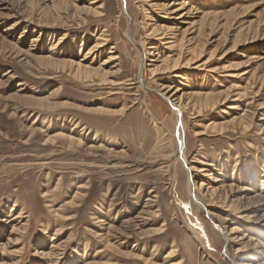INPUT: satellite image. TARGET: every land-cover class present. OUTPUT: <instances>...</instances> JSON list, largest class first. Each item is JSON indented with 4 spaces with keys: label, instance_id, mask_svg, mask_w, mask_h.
<instances>
[{
    "label": "rangeland",
    "instance_id": "rangeland-1",
    "mask_svg": "<svg viewBox=\"0 0 264 264\" xmlns=\"http://www.w3.org/2000/svg\"><path fill=\"white\" fill-rule=\"evenodd\" d=\"M188 1L0 0V264H264V0Z\"/></svg>",
    "mask_w": 264,
    "mask_h": 264
},
{
    "label": "bare ground",
    "instance_id": "bare-ground-1",
    "mask_svg": "<svg viewBox=\"0 0 264 264\" xmlns=\"http://www.w3.org/2000/svg\"><path fill=\"white\" fill-rule=\"evenodd\" d=\"M149 1H154V3H150L151 5L150 6H152V7H155L158 11H160L161 13H164V14H166V15H168V17H161V19L159 18V20H158V22H166V21H173L172 23V29L171 30H173V31H175V32H178V33H180V34H182L184 37L186 36V35H188V33L190 32V30L193 28V26H194V24H196L197 22H191L190 20H189V17H188V11H186L187 9H186V6L188 5V6H190V3H189V1L186 3V0H173V1H171V0H160V1H164L163 2V4H158V2L156 1V0H149ZM156 1V2H155ZM187 6V7H188ZM170 16H176V18H170ZM204 17H207V15H203V17H201V18H204ZM167 19V20H166ZM179 21H181V22H179ZM186 25H188V27L186 28V29H184L183 31H182V29L184 28V26H186ZM152 28H153V30L155 31V32H157V33H160V31H162V28L163 27H160L159 28V26H155L154 24H153V26H152ZM164 30H167L168 31V27H164ZM160 35H162V37L161 38H163V39H169V40H171V39H174V38H177V36H176V34H172L171 36H172V38L171 37H168V36H165L164 34H163V32H161L160 33ZM190 35V34H189ZM183 37V38H184ZM182 38V39H183ZM181 39V40H182ZM171 42H167V44H170ZM106 46V45H105ZM104 47V46H103ZM94 48V50L96 51L97 49H100V48H102L101 46H98V47H93ZM108 53H113L112 51H110V52H108ZM116 60V58H113V57H110V59L109 60H107V61H105L104 62V65H106V66H108V65H111L112 63H113V61H115ZM152 61H154V60H152ZM115 65V64H114ZM152 66V65H151ZM152 73H156L157 72V67H156V65H154V67L152 68ZM199 96H201V95H199ZM17 97H19L18 95H17ZM19 99H22V100H30L27 96H22V97H19ZM46 100L47 99H43V98H41V99H39V98H35V99H31V102H36V103H42V102H46ZM172 105H174V104H172ZM174 107V106H173ZM178 108L175 106L174 107V110L176 111ZM178 111V110H177ZM179 112V111H178ZM178 114H180V112L178 113ZM198 135V134H197ZM180 140V139H179ZM79 142H80V140H78ZM79 144V143H78ZM191 170H193V171H196V169H191ZM189 171H190V169H189ZM264 176V175H263ZM218 180V179H217ZM213 193H214V191H213ZM212 193V194H213ZM197 201L199 202V204H200V206L201 205H203V202H202V200H200L198 197H197ZM203 208H206L204 205L202 206ZM149 213V212H148ZM148 215V214H147ZM139 218V217H138ZM132 220V222L134 223V220L133 219H131ZM130 220V221H131ZM140 220V219H139ZM144 220H146V218H144L143 220H141L142 222L144 221ZM129 221V220H128ZM130 221H129V223H130ZM140 223L139 225H133V227H135V230H139V231H137V235L138 236H140V238L141 239H145L146 237H152V236H154V235H150V234H148V233H154V232H156V230H152V231H148V232H142L141 231V229L139 228V226H142V225H145L146 223ZM128 222H127V224H129ZM126 224V225H127ZM109 228H112V227H109ZM124 228H127V227H124ZM215 228H217L216 227V225H215ZM218 229V228H217ZM124 229H119V230H117V234H119V233H123L124 235H126V237H124L125 239H128V238H130L131 236L127 233V232H125V231H123ZM159 231H162V230H159ZM161 233V232H160ZM233 233H235V231L233 230ZM124 235H122V236H124ZM132 235V234H131ZM149 235V236H148ZM127 243V241H125V245H127L126 244Z\"/></svg>",
    "mask_w": 264,
    "mask_h": 264
}]
</instances>
